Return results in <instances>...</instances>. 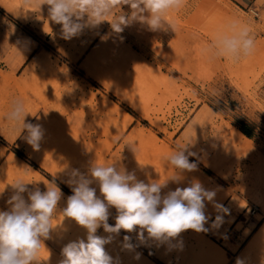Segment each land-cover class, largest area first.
I'll list each match as a JSON object with an SVG mask.
<instances>
[{
	"label": "rangeland",
	"instance_id": "1",
	"mask_svg": "<svg viewBox=\"0 0 264 264\" xmlns=\"http://www.w3.org/2000/svg\"><path fill=\"white\" fill-rule=\"evenodd\" d=\"M247 3L185 0L168 17L175 31H152L133 22L115 33L104 22L65 40L61 26L48 19L47 5L39 8L38 0H0V69H5L3 54H13L14 40L30 37L61 62L78 58L77 73H89L85 78L100 91V100L117 105V125L110 130L111 136L116 131L117 142L108 146L102 141L106 148L142 149L149 156L166 157L162 149L176 151L188 144L185 154L195 153L189 160L208 175L206 181L216 195L211 214H206L209 230L181 233L187 256L178 264H237L238 260L264 264V0ZM123 10L129 12L128 6ZM233 21L247 25L256 42L254 53L238 61L209 50ZM88 53L94 55L80 66ZM243 122L252 127L254 138L241 132ZM16 149L24 158L14 167L24 170L30 163L27 150L0 134V164ZM0 177L6 182L20 176L1 170ZM5 186L0 190V211L9 209L13 194ZM214 204L227 211H218ZM251 207L259 209L255 215ZM217 215L223 223L211 227ZM123 233L111 234L112 242L105 245L114 264H126L120 253ZM108 235L103 231L101 236ZM45 246L40 264H59L62 253Z\"/></svg>",
	"mask_w": 264,
	"mask_h": 264
},
{
	"label": "clouds",
	"instance_id": "2",
	"mask_svg": "<svg viewBox=\"0 0 264 264\" xmlns=\"http://www.w3.org/2000/svg\"><path fill=\"white\" fill-rule=\"evenodd\" d=\"M185 0H38V6H48V19L61 26L62 38L71 40L85 27H97L108 22L115 33L133 22L146 25L152 31H175V24L168 17L184 6ZM128 6L129 12H125ZM256 42L250 28L233 21L228 29L217 35L209 46L213 55L238 61L254 53ZM25 107L22 100L14 101L6 119L20 125L25 132L26 142L34 150H39L44 132L40 124L25 123ZM188 144L178 146V150L165 157L175 174L196 170L190 162ZM25 170L12 184L13 194L8 200L9 209L0 211V264H40L41 249H46L45 241L53 230L52 220L62 197V191L53 181L45 184L46 190L24 179ZM178 182V177H171ZM98 184L97 189L92 187ZM72 195L67 198L66 207L60 214L70 218L86 230V238L70 241L62 248L63 259L59 264H114L113 257L105 250V245L113 240L121 230L131 233L139 228L138 239L167 242L176 239L186 230L206 232L210 217L205 214V201L213 202L216 193L205 189L199 181L190 186L176 188L162 195L166 187L158 180L145 183L134 172H129L116 163L93 162L88 174L74 170L69 180ZM27 194V196H25ZM218 211L227 210L223 205L214 204ZM110 208L116 209L115 224L108 223ZM223 217L217 215L211 227H219ZM103 228L108 236L97 235ZM129 236L124 237V247L131 248ZM241 264V261H237Z\"/></svg>",
	"mask_w": 264,
	"mask_h": 264
},
{
	"label": "crops",
	"instance_id": "3",
	"mask_svg": "<svg viewBox=\"0 0 264 264\" xmlns=\"http://www.w3.org/2000/svg\"><path fill=\"white\" fill-rule=\"evenodd\" d=\"M237 1L244 5L251 0ZM82 46L84 47V44ZM13 47L12 55L3 54L5 69H0V134L8 142L27 150L30 163L24 170L18 168L19 166L15 168L16 163L23 164V158L10 153L4 156L0 172L2 170L4 173L21 176L26 170L28 175L24 179L35 183L29 185V188L39 187L41 191L46 190L45 184L53 182L50 179L52 177L61 189L58 213L52 220L54 228L50 233L51 238L44 242L53 252L62 253V248L70 241L86 238V230L74 220L64 218L60 212L66 207L67 198L73 194L69 180L74 170L88 174V169L94 161L101 164L116 163L118 167L134 172L137 178L145 183L152 180H158L160 183L167 181L162 195L178 187H188L198 179L205 189L212 191V185L206 181L208 175L198 172L197 167L192 172L175 174L173 168L167 165L165 157H158V154L155 157L149 156V152L142 149L106 148L102 141L108 143V146L117 142L116 131L112 136L110 133L111 125L113 128L117 125V105L106 99L100 100V91H95L85 78L91 76L89 73H77L78 58L72 57L69 62H61L30 37L16 38ZM91 55L94 54L88 53L79 65H85L86 58ZM16 100H22L24 103L27 114L25 123L42 126L44 135L39 150H34L26 142L27 133H21L20 125L6 119ZM174 151L172 147L162 149V152H166V157ZM157 152H161V149ZM174 175L178 177V182L171 178ZM15 180L14 178L4 182L0 177V190L6 188L5 184L7 188L12 189L10 184ZM62 186L69 189L70 193ZM92 187L97 189L99 196L98 184L94 183ZM211 203L205 201V214H211ZM109 211L108 222L114 226L116 209L110 208ZM103 231L102 227L99 228L97 235L101 236ZM139 231L137 228L131 233H123L131 238L128 241L132 245L131 248L124 247V237L120 236L123 242L120 246L123 251L120 253L126 264H178V261L183 263L186 260L187 251L180 243L181 234L176 239L158 242L149 239L145 232V239L141 241L138 239ZM229 237L226 235L224 239L228 240ZM210 242L214 241L210 239Z\"/></svg>",
	"mask_w": 264,
	"mask_h": 264
},
{
	"label": "trees",
	"instance_id": "4",
	"mask_svg": "<svg viewBox=\"0 0 264 264\" xmlns=\"http://www.w3.org/2000/svg\"><path fill=\"white\" fill-rule=\"evenodd\" d=\"M240 130H241V132H242L247 138H249V139L254 138V132H253V130H252V127H250V125H248L247 123H244V122L241 123V125H240ZM16 154H17L19 157L24 158V154H23L21 151L17 150V149H16ZM208 172H209V171H208ZM50 179H51L52 181H54V179H53L52 177H50ZM62 188H63L66 192L70 193V190L67 189L66 187L62 186Z\"/></svg>",
	"mask_w": 264,
	"mask_h": 264
},
{
	"label": "built area",
	"instance_id": "5",
	"mask_svg": "<svg viewBox=\"0 0 264 264\" xmlns=\"http://www.w3.org/2000/svg\"><path fill=\"white\" fill-rule=\"evenodd\" d=\"M254 11V13L256 14V15H258V12L257 11H255V10H253ZM258 208L257 207H254L252 210H250V213L252 214V215H255L257 212H258Z\"/></svg>",
	"mask_w": 264,
	"mask_h": 264
},
{
	"label": "bare ground",
	"instance_id": "6",
	"mask_svg": "<svg viewBox=\"0 0 264 264\" xmlns=\"http://www.w3.org/2000/svg\"><path fill=\"white\" fill-rule=\"evenodd\" d=\"M252 209H253V207L250 208V210H252Z\"/></svg>",
	"mask_w": 264,
	"mask_h": 264
}]
</instances>
